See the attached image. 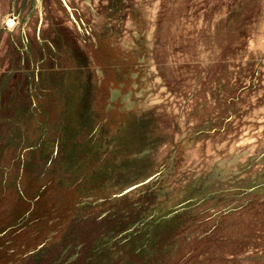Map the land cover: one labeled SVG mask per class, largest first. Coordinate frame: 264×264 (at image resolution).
<instances>
[{"label": "rangeland", "instance_id": "1", "mask_svg": "<svg viewBox=\"0 0 264 264\" xmlns=\"http://www.w3.org/2000/svg\"><path fill=\"white\" fill-rule=\"evenodd\" d=\"M0 264H264V0H0Z\"/></svg>", "mask_w": 264, "mask_h": 264}, {"label": "bare ground", "instance_id": "2", "mask_svg": "<svg viewBox=\"0 0 264 264\" xmlns=\"http://www.w3.org/2000/svg\"><path fill=\"white\" fill-rule=\"evenodd\" d=\"M7 24L9 27L13 26V24H14L13 19H8Z\"/></svg>", "mask_w": 264, "mask_h": 264}]
</instances>
